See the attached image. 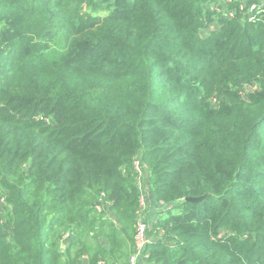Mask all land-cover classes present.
Wrapping results in <instances>:
<instances>
[{"label":"trees","instance_id":"obj_1","mask_svg":"<svg viewBox=\"0 0 264 264\" xmlns=\"http://www.w3.org/2000/svg\"><path fill=\"white\" fill-rule=\"evenodd\" d=\"M208 1L0 0V264H128L135 158L142 264H264L263 0Z\"/></svg>","mask_w":264,"mask_h":264},{"label":"built area","instance_id":"obj_2","mask_svg":"<svg viewBox=\"0 0 264 264\" xmlns=\"http://www.w3.org/2000/svg\"><path fill=\"white\" fill-rule=\"evenodd\" d=\"M212 2V1H211ZM211 2L209 3V9L213 12L220 13L223 12V16L229 19L234 18L235 12L233 10H226V7L229 3L235 2V0H222L219 7L211 5ZM256 9H263L264 10V3L261 2L260 5L256 8L255 5L245 6L243 4H239V11L245 12L246 15H251L252 12H254ZM213 27H211L212 29ZM132 168L134 173L137 174V186L138 191L140 194V209L138 211V221L135 228V236L134 241L135 245L133 248L132 253L130 254L128 258V264H142L143 260L145 258V252L144 248L146 244L150 241L147 238V231L149 229L148 221L145 219L144 212L147 208V193H145L143 190H140V183L141 178L144 174V172H147L146 167L140 162L139 159L135 158L132 162ZM3 202L1 203V205ZM101 207H97V211H101ZM68 236V235H67ZM66 236V237H67Z\"/></svg>","mask_w":264,"mask_h":264},{"label":"crops","instance_id":"obj_3","mask_svg":"<svg viewBox=\"0 0 264 264\" xmlns=\"http://www.w3.org/2000/svg\"><path fill=\"white\" fill-rule=\"evenodd\" d=\"M140 190H143L145 193H147V208L144 212L145 219L147 221L152 220L154 217H151V213H158L162 209V205L159 204L155 197L152 195V192L150 191L149 187V179H148V174L147 172H144L142 178H141V183H140ZM70 240V236L68 235L64 240L62 241V248L61 251H63L64 245L67 244ZM83 264H86V259L83 258L82 260Z\"/></svg>","mask_w":264,"mask_h":264},{"label":"rangeland","instance_id":"obj_4","mask_svg":"<svg viewBox=\"0 0 264 264\" xmlns=\"http://www.w3.org/2000/svg\"><path fill=\"white\" fill-rule=\"evenodd\" d=\"M209 1H212V2H211V5L213 4L214 7H215V6H218V7H219V5H220V3H221L222 0H209ZM209 1H208V2H209ZM262 2L264 3V0H263ZM208 6H209V3H208ZM257 88H258L257 85L250 86V87H245L243 93L245 94V92H250V91H253V90L257 89ZM5 214H6V211L4 210L3 206L0 205V225H2V224L4 223V220H5ZM154 215H155L154 212L150 214L151 217H154ZM151 221H152V220H149V221H148V224H149V225H150ZM150 230H151V226H149V229H148V231H147V238H148L149 240H150V238H149L148 235H149ZM151 237H152V236H151ZM151 239H153V238H151Z\"/></svg>","mask_w":264,"mask_h":264},{"label":"water","instance_id":"obj_5","mask_svg":"<svg viewBox=\"0 0 264 264\" xmlns=\"http://www.w3.org/2000/svg\"><path fill=\"white\" fill-rule=\"evenodd\" d=\"M202 198H188L186 199L187 202H192V203H198L201 201Z\"/></svg>","mask_w":264,"mask_h":264}]
</instances>
